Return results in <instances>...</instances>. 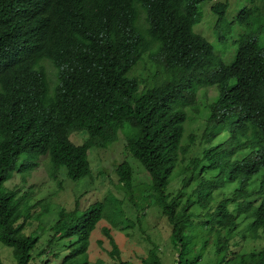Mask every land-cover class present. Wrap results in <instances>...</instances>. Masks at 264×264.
I'll return each mask as SVG.
<instances>
[{
	"label": "trees",
	"instance_id": "trees-1",
	"mask_svg": "<svg viewBox=\"0 0 264 264\" xmlns=\"http://www.w3.org/2000/svg\"><path fill=\"white\" fill-rule=\"evenodd\" d=\"M204 1L0 0V242L13 249L16 264H32L39 236L24 232L21 208L28 198L6 182L15 172L36 169L42 156L49 157L52 176L62 168L74 181L90 176L91 150L106 148L126 126L125 147L151 179L142 197L157 205L171 226L178 253L173 264H200L202 255L190 254L195 219L202 215L208 219L199 227L218 234L217 264L230 261L229 252L236 264H264V0H250L240 10L237 20L245 31L230 63L194 30ZM227 7L213 5L217 26ZM146 58L162 63L161 82L147 84L134 73ZM47 63L57 70L54 85ZM208 88L216 91L211 105L198 97H207ZM198 104L211 111L201 135L202 157L193 159L194 171H187L173 194L169 187L181 161L185 124L200 113ZM190 107H195L192 115ZM78 131L89 134L82 144L71 140ZM228 150L237 159L207 179ZM117 172L130 190L134 165L124 160ZM223 176L236 187L212 205ZM191 181L196 185L189 192ZM195 204L200 213L193 211ZM106 208L105 200L85 210L78 204L62 208L43 253L71 239L66 255L64 250L53 255L60 264H89L90 237ZM120 219L115 226H134ZM241 225L246 228L239 231ZM104 231L112 261L101 264H164L155 242L140 262L124 260L110 230ZM238 233L244 243L251 238L262 245L237 252Z\"/></svg>",
	"mask_w": 264,
	"mask_h": 264
},
{
	"label": "rangeland",
	"instance_id": "rangeland-1",
	"mask_svg": "<svg viewBox=\"0 0 264 264\" xmlns=\"http://www.w3.org/2000/svg\"><path fill=\"white\" fill-rule=\"evenodd\" d=\"M217 2L228 3L226 14L222 18L220 26H217L219 17L212 9ZM249 3L250 0H205L199 5L200 21L195 25L194 30L208 38L214 44L216 53L221 55L227 63L234 59L233 57L238 47L236 42L245 31V28L237 20L238 14ZM47 65L52 85H54L57 81V70L51 64L47 63ZM134 73L144 79L147 84H153L154 80H156V83L161 82L166 76L165 69L160 61L151 62L147 58L139 64ZM205 92L207 97L201 94L198 96L199 100L211 105L216 101L214 96L216 91L208 88L205 89ZM198 105L200 113L190 117L191 119L185 124V137L182 151L179 155L181 161L169 187L173 194H176L182 187L183 177L187 171H194L193 159L197 156L202 157L204 147L200 145L202 141L201 135L205 126V118H208L211 111L209 105H207V112L204 111L205 104ZM194 109L195 107L187 109L189 115H192ZM126 129L127 126L125 129H121L118 139L106 148L91 150L89 159L91 161L92 174L90 176L74 181L67 176L66 168L59 170L58 175L52 176V163L49 161L48 156H42L36 169L23 174L15 172L13 177L6 182L8 189L20 190L19 195H26L28 198V201L22 204L21 211L23 216L20 222L26 223L24 229L26 234L39 236V243L33 250L35 259L32 264H43L46 258L50 259L48 264H60L61 259L56 258L53 254L56 251L64 250L62 255H66L69 248L65 249V247L69 245L71 239L60 240L52 246L53 248L49 250V253H43L52 235L51 228L59 218L60 210L62 208L72 210L76 207V204H78L80 210H85L90 204L98 200H105L107 208L104 210L103 218L98 222L90 237L88 249L89 264H101L100 262L112 261L110 255L112 245L104 231L105 229H109L114 236L122 252L121 258L124 260H131L134 263L140 262V257L147 254L149 248L152 247V242H155L160 248L164 264L174 263L178 253L170 239L171 226L159 207L142 197L143 189L148 186L151 179L148 172L135 159L131 158L132 156L126 149ZM88 138L89 134L86 131L74 132L71 135V140L76 144H82ZM222 139L221 135L218 136L213 145L218 144ZM127 159L135 167L133 187L130 190L122 186L117 172V166ZM236 159L237 154H231L229 151V153L219 159V166L208 171L205 177L207 179L216 177L224 167L228 169L226 166L227 162ZM211 162L212 159L207 160L206 164ZM259 177L256 176L255 180L259 181ZM222 180V184L213 191L214 199L212 205H216L222 198L228 197L236 187L235 184L226 183L225 176H223ZM195 185L196 182L191 181L187 190L190 192ZM193 211L200 213L202 209L199 204H195ZM119 219H129L134 223V226L126 227L125 223L115 226L114 221ZM205 219H208V217L204 215L195 219V225L198 229L192 233L195 239L192 241L190 255L192 257L202 255L200 264H217L216 246L218 234L217 232H204L199 227V224ZM245 228V225H241L239 231ZM245 232L248 233L247 229ZM225 234L226 232L223 233V235ZM242 236L238 233L234 238L233 246H235V250H238L237 252H245L246 249L262 245V241L252 240L251 238H248V241L244 243ZM206 242H208L207 246ZM237 242L239 244L236 246ZM232 251L234 250L232 249ZM234 256L232 252H229L228 258H231V260L220 264H236L232 259ZM0 264H16L13 249L2 242H0Z\"/></svg>",
	"mask_w": 264,
	"mask_h": 264
}]
</instances>
